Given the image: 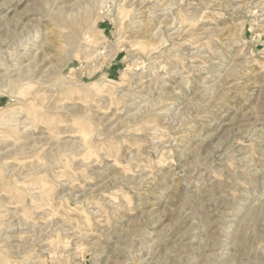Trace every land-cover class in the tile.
I'll list each match as a JSON object with an SVG mask.
<instances>
[{
  "label": "rangeland",
  "instance_id": "obj_1",
  "mask_svg": "<svg viewBox=\"0 0 264 264\" xmlns=\"http://www.w3.org/2000/svg\"><path fill=\"white\" fill-rule=\"evenodd\" d=\"M0 264H264V0H0Z\"/></svg>",
  "mask_w": 264,
  "mask_h": 264
},
{
  "label": "bare ground",
  "instance_id": "obj_2",
  "mask_svg": "<svg viewBox=\"0 0 264 264\" xmlns=\"http://www.w3.org/2000/svg\"><path fill=\"white\" fill-rule=\"evenodd\" d=\"M106 60H108V58L106 57ZM10 118L9 119H6L5 120V118H2V124H6V125H13V123L15 124V125H17L18 123H22V122H24V119L23 120H20V118L19 117H16V118H13V116H9ZM10 123H12V124H10Z\"/></svg>",
  "mask_w": 264,
  "mask_h": 264
},
{
  "label": "crops",
  "instance_id": "obj_3",
  "mask_svg": "<svg viewBox=\"0 0 264 264\" xmlns=\"http://www.w3.org/2000/svg\"><path fill=\"white\" fill-rule=\"evenodd\" d=\"M115 65V64H114ZM116 72V71H115ZM113 70H112V73H115Z\"/></svg>",
  "mask_w": 264,
  "mask_h": 264
}]
</instances>
